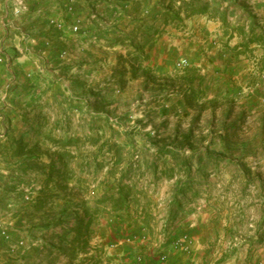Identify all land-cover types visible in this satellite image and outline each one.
Returning <instances> with one entry per match:
<instances>
[{"label":"crops","instance_id":"obj_1","mask_svg":"<svg viewBox=\"0 0 264 264\" xmlns=\"http://www.w3.org/2000/svg\"><path fill=\"white\" fill-rule=\"evenodd\" d=\"M24 1L27 11L17 21V25L27 30V33H21L26 36V41L22 36V40L18 44L10 45L7 52L0 51V59L10 61L13 67L18 63V68L9 69L10 74H7L15 80L14 85L19 83L21 88L11 89L8 94L23 97L25 101L20 105L14 99L11 105L4 106L3 103V107H0V168L4 169L0 174L1 180L4 179L2 176L17 173L38 179L36 169L29 172L26 170H30L32 161L46 156L47 151L42 147L46 139L36 131L41 125L40 120L34 117L43 106L40 88L43 86V79L47 78L44 70L47 61L45 47L55 45L48 41L47 30L56 37L60 34L67 36L72 27L65 26L60 17H55L63 7L64 0ZM170 2L171 0H70L74 21L76 19L79 25L82 23L85 26L93 21L98 26V29L90 28L89 33L86 30L87 34L82 33L81 36L79 33L74 36L70 32L71 46L78 48L80 45L91 47L97 43H115L124 35L130 36L136 20L141 17L147 20L152 16L153 18H148L151 22L146 27L152 30L151 33L164 31L162 39L152 41L149 33L144 31L145 27L141 29L140 25H137L139 31L135 29V32L139 33L138 40L145 35L146 40L140 51L148 49L146 54L149 57L150 74L165 81L161 97H166L168 103H164L165 106L159 110L170 109L168 114L165 113L166 117L169 112L174 111L175 118L184 115V119L192 121L196 118L200 124H204L209 117L210 122L214 121L211 125L215 124L220 128L214 129V141L218 148L215 151L207 150V144L212 141L211 134L209 137L203 134L204 130L209 129L207 125L202 126L200 133L191 129L184 137L185 140H190L196 138L194 135L203 136L204 148L198 151L174 150V136H157L150 141L165 142L167 155L164 158L171 159L174 164H179L181 160H195L197 164L187 167L168 166L167 172L163 173L164 177L153 183L147 178H143L138 184L134 180L129 183L132 185L133 182L136 191L147 195V203L152 201V210L149 212H153V208L160 210L169 205L171 210L174 208L170 213L171 222L167 226V232L153 218L152 223L156 221V225L150 224V235L137 214H134V204L131 202L126 213L121 212L114 217L106 215L111 209L107 206L102 207L96 216L89 217L77 205L82 200L88 201L89 197H78L72 202V215H62L63 203L54 201L55 207L61 209L58 216L44 215L43 209L39 214L11 216L6 222H10L9 226L23 223L25 235L30 236L37 232L39 241L33 243L28 252L38 250L41 260L49 253H62L65 256L74 252L78 253L79 258L83 254L86 259L80 264H131L138 255L142 257L143 264H158L160 250L157 251L159 248L152 244L161 242L160 236L165 232L168 238L166 244L183 237L188 242L184 241L181 248L167 249L165 264L264 262V44L252 47V58H236L228 47L230 49L240 45L241 40L235 35L232 37V32L223 28L219 22L195 16L184 20L178 26L164 27L162 16L164 10L170 7ZM243 2L247 7H252V15L260 21L257 34L264 33V1ZM177 6L178 4L172 8ZM79 8L83 10L82 15L92 17L88 20L79 18ZM99 8H102L101 14L98 13ZM136 12L140 16L136 17ZM48 15L54 16L49 20L57 22L55 26L48 25ZM79 27L81 30L82 26ZM112 32L114 36H111ZM214 39L218 45L217 49L212 50L208 47L210 43L213 44ZM37 48L45 54L39 52V56H34L31 51ZM171 57L179 61L185 59L189 67L175 70ZM135 78L142 83L145 80L138 75ZM192 92L196 95L195 99H191ZM34 96L40 98H35L36 102L31 104ZM69 109L72 113L83 110L78 107L74 110L71 106L65 111ZM34 132L36 134L32 135ZM144 147L148 146L144 144ZM129 149L127 146L125 157L131 156ZM152 153L158 154L157 148ZM19 162L22 164H18ZM18 168L21 170L13 171ZM141 172L146 176L144 169ZM187 186L189 187L186 190L179 193V189ZM2 187L0 184V188ZM206 189L215 192L214 198L200 192ZM43 190L45 188L41 187L34 190L32 208L36 205L41 208L44 205L40 203ZM102 190L103 187H98L96 199L105 194ZM113 193L115 195L116 189ZM137 199L141 203L139 196ZM94 201L92 199V204ZM153 215L155 214L152 213V217ZM121 226L122 229L129 227L134 231L133 243L121 244L126 237L121 232H115Z\"/></svg>","mask_w":264,"mask_h":264},{"label":"rangeland","instance_id":"obj_2","mask_svg":"<svg viewBox=\"0 0 264 264\" xmlns=\"http://www.w3.org/2000/svg\"><path fill=\"white\" fill-rule=\"evenodd\" d=\"M205 1L207 0L198 2L196 7H201ZM227 9L229 10L227 19L231 25H235L238 22L244 10L252 14V7H247L243 0H238L237 5L232 8L229 3L224 4L222 10ZM101 10L102 8L98 9L99 14H101ZM26 11L27 4L24 0H0V51L7 52L6 50H8L10 45L18 44L19 40H22V36H24L26 41V36L21 33H27V30L17 25V21L22 18ZM82 12L83 10L79 8V18H86L88 20L92 17L91 15H82ZM49 16L46 19L49 22L48 25L54 24L55 26L57 22L49 20L52 17ZM138 16H140V13L136 12V17ZM143 16L145 17L144 14ZM252 16L254 17V15ZM55 17H60L65 26H72L69 35L70 32L73 33L72 28L78 21L76 19L75 21L73 20L70 0H64L63 7L60 8ZM151 17L149 16L148 18ZM148 18L147 20L142 19V17L139 20L135 19L136 26L133 25L132 31L129 33L130 36L124 37V35L115 43H112V41L107 44L97 43L91 47L80 45L78 48H75L71 46L69 35L61 36L60 34L56 37L49 32L50 30H47L48 41L55 45L45 47L47 61L44 70L47 73V78L43 79V82H41L43 86L40 88V92L43 95V106L42 110L34 115L35 118L40 120L39 124H41L36 131L46 139V142L42 143V147L47 149L46 156L40 160L32 161L30 163V170L29 168L26 170L29 172L36 169L39 174L37 176L38 179L21 173L2 176L4 179L2 177V180L0 179V184L3 185L0 188V233L4 232L3 235H0V264H29L32 262L34 264L39 262L46 264H80L82 260H86L83 258V254L79 258L78 253L74 252H70L65 256L62 253H55L54 255L49 253L46 258L41 260L40 255L37 254L38 250L28 252L31 245L39 241L37 232L30 236L25 235L23 223L9 226L10 222H6L11 216H19L24 213L31 215L34 213L39 214L41 209H43L44 215L58 216L61 214V209L55 207L54 201L62 202L63 205L65 201L70 202L67 214L72 215L74 213L72 202L77 200L80 195L81 197L85 196V198L89 197L88 202L91 206L92 199L96 200L98 196V187H103L102 191L106 194L114 195L116 180L128 170V164L132 166L129 171L130 178L128 179L129 181H125L124 185L131 186L133 189L132 194L136 198L139 196L142 199L141 205H144L149 200L147 199V195L136 191L133 182L132 185H129L131 180H134L138 184L143 178H147L153 183L164 177L163 173L167 172L168 166L179 165L174 164L171 159H166L163 156L152 153L155 148L158 150L167 146L165 142L161 141L156 142L157 144L151 143L150 141L155 137L174 136V150L198 151L204 148L202 142L204 137L194 135L196 138H191V141L185 140L184 137L188 135L187 133L191 129L196 133H200L202 126L207 125L209 129L204 130L203 134L208 137L210 134L212 136V141L207 144V150L211 149L215 151L218 148L217 142L214 141V133L216 128L217 130H220V128L215 124L211 125L214 121L210 122L208 120L209 117L206 121L207 123L200 124L196 118L192 119V121L184 119V115L183 117H180V115L179 118H175L174 111L169 112V116L166 117L165 113L168 114L170 109H166V111L159 110L165 106L164 103H168L166 97H161L165 81L163 82L162 79L150 74V68L148 67L149 57L146 54V52L148 53V49L140 51L146 40L144 39L145 35L140 36L141 39L138 40L137 35L139 33L135 32V29L139 31V25L141 29L145 27L144 31L149 33V38L152 41L162 39L165 32L155 31L151 33L152 30L146 27L151 22ZM127 24L130 25V22ZM79 26H82V31L79 30L78 32L80 36L82 33L87 34L86 30L89 33L88 30L90 28L98 29V26L93 21L87 23L86 26L82 25V23ZM14 28H19L21 31ZM110 34L114 36V32ZM157 34L159 35L156 38ZM32 35H34L33 31ZM80 36L78 37L80 38ZM217 45L218 43L214 39L213 44L210 43L208 48L211 47L212 50H215L217 49ZM137 50H139V53ZM228 50H230L229 47ZM39 52L38 48L31 51L36 57L39 56ZM41 53L45 54L44 51H41ZM252 55L250 54L247 57L252 58ZM171 58V63L175 69V64L179 60L175 57ZM3 60L5 59H0V107H3V103H5L4 106L11 105L14 99H17V104L21 105L25 102L23 97H15L12 94H8L11 89L21 88L19 83L14 85L15 80L12 79L11 75H8L10 74L8 72L9 69L18 68V63L13 67L10 61ZM135 75L144 77L143 83L141 80L137 81ZM191 76L192 74L189 75L190 78ZM19 77H21L20 74ZM175 79L178 80L179 78ZM16 82L18 81L16 80ZM35 98L39 99L40 96H34L31 104L36 102ZM71 106L74 110L76 107L83 108V110H77L74 113L70 109L65 111L66 108H71ZM56 124L57 126L55 127ZM190 135L191 137L193 136L192 134ZM69 138L73 141L70 147L55 146L57 150L72 153L70 159L67 160L68 170L70 171L67 189L65 191H57L56 178L48 184L45 181L50 170V156L53 153L50 150L55 149L54 144L51 145L49 141L65 142ZM187 141H190V143L185 144ZM122 142H125V144L123 143V145ZM144 144L148 147H144ZM127 146L130 147V157H125ZM115 147H119L120 150L122 148L120 155L125 160L124 164L117 167L112 165L111 154H107L108 149L112 148L113 150ZM131 151L134 153H131ZM188 162L189 165H197L195 160H188ZM18 164L21 165L22 163L19 162ZM6 166H9V164H6ZM143 169L146 176L141 172ZM18 170L21 169L18 168L13 171L18 172ZM2 171L4 169L0 168V174ZM147 171L151 172L148 173ZM45 172L48 173L42 176L41 174ZM156 173L158 175H155ZM78 179L82 181L80 187L82 188V193H78L75 189L77 188L76 180ZM37 187L47 189V196L41 208L38 205L32 208V197H34V190ZM200 192L211 198H214L215 195L213 190L206 189V191ZM151 204L152 201L149 203V210H152ZM173 210L174 208L172 207L171 210L169 205L160 210L153 208V212L149 213L151 215L152 213L155 214L153 218H155L160 226L162 221H165V225L168 224L171 216L170 213ZM108 212L105 214L112 217L117 216ZM154 223L152 224L155 226L156 224ZM164 230L167 232L169 228L168 230ZM115 232H118V234L121 232L120 234L123 237L135 236L133 234L134 231L129 227L125 229H122V226L118 227ZM151 233L149 234L151 235ZM163 234L165 237L161 242L164 244L168 243L166 242L168 239L166 233L162 232L161 236ZM161 236L160 240H162ZM40 240L42 241V239ZM159 250L160 248L157 249V251ZM29 256L32 258H29Z\"/></svg>","mask_w":264,"mask_h":264},{"label":"trees","instance_id":"obj_3","mask_svg":"<svg viewBox=\"0 0 264 264\" xmlns=\"http://www.w3.org/2000/svg\"><path fill=\"white\" fill-rule=\"evenodd\" d=\"M202 0H171L170 7L164 10L162 16V25L165 26H178L183 23L184 20L190 19L195 16H202L207 18L208 20L216 21L221 24V26L225 29H228L232 32V37L235 35L241 40L240 45L234 46L230 48V52L233 57H247L253 53V46H263L264 44V33L257 34V31L260 29V21L252 16V14L247 13V10H244L243 15L239 18L238 22L235 25H231L228 22V9L222 10L224 4H230L231 8L235 7L238 3V0H207L203 3L201 7H196L198 2ZM178 4V6L173 9L174 5ZM191 99H195L196 95L191 93ZM55 141V140H54ZM50 140V144L54 147H70L73 144V141L67 140L65 142ZM53 150L51 154V162H50V170L49 174L46 178V184L54 181L56 178L55 183L57 184L58 188L56 187L57 191H65L67 189V183L70 180V171L68 170L67 160L70 159L72 153L68 151H61L57 150V148ZM107 147V146H106ZM122 150V148H121ZM119 147H115L108 149L107 154H111L112 156V165L117 167L119 165L124 164L125 160L120 155L121 152ZM158 155L165 157L167 155V149L162 148L157 150ZM176 160V159H174ZM211 160V158H210ZM59 165V166H58ZM179 165L182 167L189 166V162L187 160H183L179 162ZM131 164H128V170L124 174L120 176L119 179L116 180V193L115 195L111 194H104L101 198L96 199L93 204L90 206L88 201L82 200L78 206H81L84 210L85 215L89 217H94L99 214L101 208H105L107 206L111 207V211L108 213L111 214H119V213H126L130 207V202L134 204V214L140 219L142 225L147 229L149 233H151V226L150 224L153 221L152 215L149 213V203H145L141 205L138 202V199L135 195H133V189L128 186H125L124 183L127 181L129 177V171L131 169ZM77 181V190L78 193H82L80 179ZM129 181V180H128ZM189 186L185 188L179 189V193H182L183 190H186ZM84 191V189H83ZM42 201L40 203H44L45 198L47 196V189L42 191ZM79 199H85V196L80 195ZM63 205V212L62 215H66L68 211V205L70 202L65 201ZM171 219L168 220V224H170ZM167 224V226H168ZM168 227H166L167 229Z\"/></svg>","mask_w":264,"mask_h":264},{"label":"built area","instance_id":"obj_4","mask_svg":"<svg viewBox=\"0 0 264 264\" xmlns=\"http://www.w3.org/2000/svg\"><path fill=\"white\" fill-rule=\"evenodd\" d=\"M80 30V27H79V22L78 24H76L73 28H72V32L74 34H77ZM189 64L186 60H180L178 61L176 64H175V70H182L186 67H188ZM165 221H162L161 222V225H160V228L162 227V229H166L167 227V224L165 225L164 223ZM164 223V224H163ZM165 237V235L163 234L161 236L162 240L163 241V238ZM135 241V237H126L123 239V241L121 242V244H124V243H127V244H130V243H133ZM187 242V240L185 239V237L181 238V239H177V240H174L173 242L169 243V244H164L163 242L161 243H153L152 246L153 247H157V248H160V251H159V254H158V258H157V262L158 264H165L166 263V259H167V255H166V249H178V248H181L183 243ZM188 243V242H187ZM22 245V244H20ZM131 264H143L142 263V257L140 255L136 256L133 263ZM260 264H264L263 263H260Z\"/></svg>","mask_w":264,"mask_h":264}]
</instances>
